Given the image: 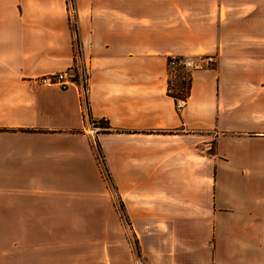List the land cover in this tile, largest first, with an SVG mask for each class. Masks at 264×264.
<instances>
[{
    "label": "crops",
    "instance_id": "1",
    "mask_svg": "<svg viewBox=\"0 0 264 264\" xmlns=\"http://www.w3.org/2000/svg\"><path fill=\"white\" fill-rule=\"evenodd\" d=\"M74 4L89 113L110 126L96 139L142 253L153 264H264V32L246 64L227 56L225 33L235 10L264 25L259 0ZM76 38L67 0H0V233L113 212L78 92L37 82L74 64ZM212 54L216 67L191 72L179 110L169 57ZM113 228L89 264L132 263Z\"/></svg>",
    "mask_w": 264,
    "mask_h": 264
},
{
    "label": "rangeland",
    "instance_id": "2",
    "mask_svg": "<svg viewBox=\"0 0 264 264\" xmlns=\"http://www.w3.org/2000/svg\"><path fill=\"white\" fill-rule=\"evenodd\" d=\"M236 6L249 3L252 0H228ZM233 6V5H232ZM259 13L264 16V0H259ZM236 17L226 25L225 33L227 40L232 41L228 45L227 56L230 59L240 58L244 64L247 63L248 41L253 35H263L264 25L253 24L248 21L247 15L244 17L239 15L246 13L247 10H235ZM257 53L258 50H257ZM216 57V55L212 54ZM198 63L197 67L185 68L181 67L171 71L169 80L175 94H178L179 88H183V92H187L190 86L191 72L198 68H206L204 56L192 55L187 56ZM216 63L211 67H216ZM241 75L246 77L247 70L241 69ZM178 88V89H177ZM182 93V92H180ZM96 153V164L99 176L103 179L109 190V198L113 212L109 216L99 217H78L74 218L77 222L71 225L73 218H48L47 230L39 233L29 234H8L0 233V264H89L88 259L97 248L92 245H98L103 240L104 232L101 231L105 225L110 222L113 228V234L122 235L131 251L138 245V239L129 218L124 216V205L116 190V186L112 182V177L106 164L105 155L97 142L92 144ZM124 210V211H123ZM90 226L89 229L87 226ZM94 226V227H93ZM21 244L20 247H12L11 241ZM27 243H21L22 241ZM39 240V241H38ZM21 241V242H19ZM41 242V243H39ZM139 246V245H138Z\"/></svg>",
    "mask_w": 264,
    "mask_h": 264
},
{
    "label": "built area",
    "instance_id": "3",
    "mask_svg": "<svg viewBox=\"0 0 264 264\" xmlns=\"http://www.w3.org/2000/svg\"><path fill=\"white\" fill-rule=\"evenodd\" d=\"M67 3L69 4L71 26L77 36L75 42V62L66 70L43 75L37 78V82L42 86L57 87L62 90L74 88L78 92L81 98L83 112L87 119L86 132L90 134L92 143L96 144V134L98 131L105 128H102L99 125L98 120L93 119L89 113L91 96L90 70L83 57L82 46L78 38V24L74 0H67ZM168 61L169 69L171 71L181 67L193 68L198 66V63L186 56H170ZM203 61H205L207 66H211L216 62V58L213 55H209L204 57ZM186 101L187 99L183 97L177 99V108L179 110L183 109L186 105ZM133 251L134 257L131 264H153L147 257H145L138 245L135 246Z\"/></svg>",
    "mask_w": 264,
    "mask_h": 264
},
{
    "label": "trees",
    "instance_id": "4",
    "mask_svg": "<svg viewBox=\"0 0 264 264\" xmlns=\"http://www.w3.org/2000/svg\"><path fill=\"white\" fill-rule=\"evenodd\" d=\"M191 78L192 77H190V80H191ZM190 85H191V82H190ZM178 88H179V91L182 92V93L178 92V94H175V90L172 89L171 82L169 80V94L172 95L173 97H175L176 100L179 99L180 97H183V98L187 99L189 94H190V86H189V89L187 90V92H183V90H182L183 88H181V87H178ZM98 122H99V125L102 128H109L110 127L108 122H106L105 120H100ZM124 216L126 217V212L125 211H124Z\"/></svg>",
    "mask_w": 264,
    "mask_h": 264
}]
</instances>
